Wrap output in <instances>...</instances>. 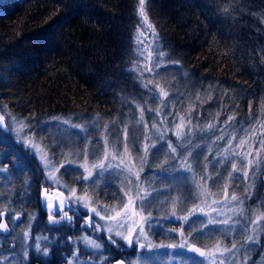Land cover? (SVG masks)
<instances>
[{
    "label": "trees",
    "instance_id": "16d2710c",
    "mask_svg": "<svg viewBox=\"0 0 264 264\" xmlns=\"http://www.w3.org/2000/svg\"><path fill=\"white\" fill-rule=\"evenodd\" d=\"M139 7V0H0V112L37 140L67 122L68 136L39 140L62 170L95 162L104 146L135 155L139 143H152L146 134L179 113L194 127L209 125L193 138L202 143L198 159L244 131L263 139L264 0H146L147 19ZM142 22L151 31L149 68L140 63ZM154 142L150 153L162 156L153 165L161 166L169 156L163 139ZM0 164L10 167L3 190L11 197L24 192L16 178L40 180L35 158L1 130ZM216 170L210 166L214 178ZM262 193L258 181L254 198ZM103 201L113 199L106 193Z\"/></svg>",
    "mask_w": 264,
    "mask_h": 264
},
{
    "label": "rangeland",
    "instance_id": "374dc122",
    "mask_svg": "<svg viewBox=\"0 0 264 264\" xmlns=\"http://www.w3.org/2000/svg\"><path fill=\"white\" fill-rule=\"evenodd\" d=\"M139 35L140 39L147 42L140 47L145 58V61L140 63L149 68L151 31L145 22H142ZM163 97L161 93V98ZM169 124L168 127L157 126L156 136L146 134L145 137V140H153L150 146L156 145L154 141L163 137L164 156H169V159L162 161L161 166L153 165L155 160L162 156L161 153H146L145 144L139 143V152L135 155H131L125 148L115 151L104 146L102 155L97 157L95 162L88 163L84 159L62 170L64 165L54 164L39 140L53 142L56 136L62 139V136H68L73 128H69L66 122H61L58 126L60 132L55 133L46 128L45 134L37 140L27 132L22 122L7 119L0 112V130L10 134L16 143L30 152L41 169L44 185L51 188V191H43L41 195L43 206H46V202L59 203L62 215L67 213L71 218L64 219L65 222L71 223L77 216L84 218L82 228L87 233L82 237L83 247L88 253L97 251V255L95 258H88L90 262L76 257L70 260L72 264H107L108 256L104 255L102 247L96 249L86 242L100 235L104 243L112 246L114 251H132V257L124 261L125 264H264V219L259 222L261 228L255 232L253 228L256 225L252 223L257 216L264 215V193L258 199L254 198L256 184L264 174V146L260 143L264 138L259 135V131L258 134L256 131L245 134L244 131L243 135L227 138V147L217 154H212L211 159L204 156L194 160L193 152L195 153L198 145L202 143H193V138L201 137L202 132H207L209 125L208 128L194 127L183 113L173 115ZM74 129L80 134L85 132L81 127ZM114 136L111 135L113 142H119L120 138ZM125 141H129L127 137H123L122 142ZM168 142L175 147V152L168 147ZM59 153L57 154L60 155ZM207 154L209 151L205 152V155ZM249 161H252L251 165ZM233 163L237 165L238 171H233ZM101 164L107 170L102 171L99 167ZM186 164L191 165L190 172L183 170ZM214 164L218 170L215 178L209 172L210 166ZM198 165H201L200 169ZM159 168L163 173L160 174ZM224 168L226 171L222 173ZM244 171L248 172L247 177L243 176ZM1 172L4 173L3 170ZM229 173H232L231 178ZM81 176H87L88 179L84 180ZM106 193L113 199L112 202L103 201ZM233 194L244 203L237 205L231 202ZM6 195L3 194L1 207L6 205L10 212L14 209L6 202ZM139 197H147L142 211L136 207L140 202ZM130 198L134 200L133 205L124 210L122 206L128 203ZM194 208L197 211L192 214ZM241 208L243 212L240 211ZM92 209L99 212V216ZM200 209L203 211H199ZM125 212L128 213L127 216ZM185 216L188 217L187 222L178 219ZM210 219H228L229 225L209 224ZM141 229L144 235H139ZM116 233L131 235L134 239L138 236L140 244L145 247H130ZM249 235L256 236L258 243H246V237ZM112 240L115 243H112ZM180 244H185L186 247H167ZM233 244L236 245L235 249ZM148 245L151 247H147ZM161 245L164 247H160ZM190 245L203 249L206 255L202 258L187 256L186 250ZM96 259V262H92Z\"/></svg>",
    "mask_w": 264,
    "mask_h": 264
},
{
    "label": "flooded vegetation",
    "instance_id": "af4514ba",
    "mask_svg": "<svg viewBox=\"0 0 264 264\" xmlns=\"http://www.w3.org/2000/svg\"><path fill=\"white\" fill-rule=\"evenodd\" d=\"M9 169V165L0 164V183H2L0 185V213H4L3 216H0V221L6 222L9 228L8 232L0 230V264H37L38 257L39 264H68L71 259L76 257L80 260L95 258L97 255L95 249V252L88 253L83 247L82 237L87 233L82 228L84 218L77 216L71 223L65 222L64 219H61L63 211L60 210L59 203H52V209L43 206L41 195L43 191H51V188L44 185L42 172H40V180L26 181L16 178L12 183L23 184L24 192L12 197L11 192L6 195V202L13 206V211L9 212L6 205L1 207L5 193L3 185H5L6 173ZM2 170L4 173L1 172ZM50 213L53 214L55 221L60 219V222H51L49 220ZM25 232L29 233L27 237L24 235ZM45 237L47 239H43ZM93 240L102 245L104 255L108 256L107 264H115L120 261L125 264L124 261L133 255L131 250L119 251L117 249L114 251L112 246L104 243L101 235L94 236ZM37 242L41 244L42 248H48L49 255L47 257H43L35 251ZM25 252L28 253L27 258H25ZM96 261L97 259L92 262Z\"/></svg>",
    "mask_w": 264,
    "mask_h": 264
},
{
    "label": "snow or ice",
    "instance_id": "6c2138e0",
    "mask_svg": "<svg viewBox=\"0 0 264 264\" xmlns=\"http://www.w3.org/2000/svg\"><path fill=\"white\" fill-rule=\"evenodd\" d=\"M145 2H146V0H139V6H140V7H139V11H140V15L143 16L145 19H147V16H146V13H145ZM154 34H155V33H154ZM160 55H163V53L161 52ZM145 87H147V85H145ZM161 91H162L163 95L167 96V93H166V92H163V89H161ZM141 118H143V117H141ZM229 119L231 120L232 117H229ZM66 123H67V122H66ZM76 127H80V126H79V125H76ZM154 127H155V125H154ZM189 131H191V129H190ZM178 135H179V133H178ZM222 138H223L222 136H221V137H218V139H222ZM161 139H163L162 136H161ZM241 143H243V141H242ZM260 143H261V146H264V140H262ZM151 147H152V148H155L156 146L153 144ZM168 147L171 149L172 152H175V151H176L175 147H173L172 144H171L170 142H168ZM149 151H151V149L149 148L148 145H145V152L148 153ZM249 154H250V153H249ZM8 155H10V153H6V154H5L6 157H7ZM237 155H239V153H237ZM185 159H187V158H185ZM193 159L196 160V159H198V158H197V157H193ZM225 159H226V157H225ZM220 163H222V161H221ZM251 163H252V161H249V165H251ZM99 167L102 169V171H103V170H107V169H104L103 164L99 165ZM109 168H111V166H109ZM232 168H233V171H234V172H235V171H238V169H237V165H236L235 163L232 164ZM183 170H186V171H189V172H190V171L192 170L191 165H190V164H186V165L184 166ZM89 175H91V173H89ZM231 176H232V173H229V177H230V178H231ZM243 176L247 177V176H248V172H247V171H244V172H243ZM81 178L84 179V180H87V179H88L87 176H81ZM210 178H211V177H210ZM73 192H74V190H73ZM139 200H140V202H139V204L136 205V207L142 211L143 208L145 207V203H146V201H147V197H139ZM231 202H235L237 205H242V204L244 203V201H243L242 199L238 198L235 194H233V195L231 196ZM133 203H134V200H132V199L130 198V199H129V202L126 203V204H123L122 207H123L124 210H127V209H129V208L133 205ZM214 203H217V202L214 201ZM69 206L71 207V203H70ZM46 207L49 208V209H52V208H53V205H52L51 203H47V202H46ZM84 207H87V205H84ZM92 211H93V212H96L95 209H92ZM196 211H197V210L194 208V209L192 210V214H194ZM199 211L202 212L203 209H200ZM240 211L243 212V209L241 208ZM3 215H4V213H0V216H3ZM96 215L99 216V212H96ZM117 215H120V213H117ZM127 215H128V213L125 212V216H127ZM173 215H175V213H173ZM149 216H150V214H149ZM17 218H18V217H17ZM101 218H103V217H101ZM61 219H69V220H70L71 218L67 216V213H64V214L62 215ZM178 219H182V220H184L185 222H187L188 217H187V216H185V217H179ZM262 219H264V215H262V216H257V217L252 221V223H253L254 225H256V227L253 228V231H254V232L257 231V229H260V228H261V225H260L259 222H260ZM49 220H50L51 222H53V223H58V221H55V220L53 219V214H52V213L49 214ZM208 223H209V224L220 223V224H223V225H229V220H228V219H224V220H222V221H214V220H211V219H210V220L208 221ZM96 227L99 228V225H97ZM121 227H123V225H121ZM0 230H2V231H4V232H8V231H9L8 224H7L6 222L0 221ZM262 230H264V229H262ZM109 231H111V229H109ZM200 231H202V229H200ZM182 234H183V233H181V235H182ZM24 235L27 237V236L29 235V233H28V232H25ZM116 235H120L121 238H122L123 240H125V241L127 242L128 246H130V247H131V246H134V245H139V247H141V248H144V247H145V245L140 244V241H139V237H138V236L134 239L131 235L124 236V235H122L121 233H116ZM139 235H144V233H143V229L140 230ZM43 239H47V238L45 237V238H43ZM109 239L111 240V237H110ZM86 242H87L90 246H92V247H94V248H96V249H99V248L102 247L101 244H98V243H96V242L93 241V240H88V241H86ZM111 242H112V243H115L114 240H112ZM245 242H246V243H252V244H255V243H258V238H257L256 236L249 235V236L246 237V241H245ZM147 247H151V245H148ZM160 247H164V246L161 245ZM167 247H172V248L180 247V248H184V247H186V245H185V244H180V245H168ZM235 248H236V245L233 244V249H235ZM190 250H191V251H194V252H198V253L200 254V256H205V255H206L205 252H204V251H201V249H199V248L192 247ZM35 251H36L37 253L41 254L43 257H47V256L49 255V250H48V248H47V247H43V248H42V246H41V244H40L39 242H37V243L35 244ZM224 251H231V250H229V249H224ZM27 257H28V253L25 252V258H27ZM37 264H39V257L37 258ZM68 264H72V262L69 261ZM221 264H223V262H221Z\"/></svg>",
    "mask_w": 264,
    "mask_h": 264
},
{
    "label": "water",
    "instance_id": "95a60500",
    "mask_svg": "<svg viewBox=\"0 0 264 264\" xmlns=\"http://www.w3.org/2000/svg\"><path fill=\"white\" fill-rule=\"evenodd\" d=\"M261 181H262V185L264 186V176H262ZM192 247H195V246H191V247L188 249V253L194 254V255H196L197 257H203V256H200V254H199L198 252L191 251L190 249H191ZM195 248H197V247H195ZM201 251H202V250H201ZM115 264H123V263H122V262H117V263H115Z\"/></svg>",
    "mask_w": 264,
    "mask_h": 264
},
{
    "label": "bare ground",
    "instance_id": "6f19581e",
    "mask_svg": "<svg viewBox=\"0 0 264 264\" xmlns=\"http://www.w3.org/2000/svg\"><path fill=\"white\" fill-rule=\"evenodd\" d=\"M165 175V174H164ZM120 262H122L123 263V261H120ZM124 264V263H123Z\"/></svg>",
    "mask_w": 264,
    "mask_h": 264
}]
</instances>
